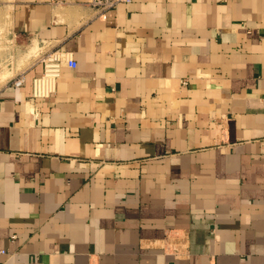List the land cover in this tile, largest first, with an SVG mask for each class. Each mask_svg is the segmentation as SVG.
<instances>
[{"label":"crops","instance_id":"0c3cea01","mask_svg":"<svg viewBox=\"0 0 264 264\" xmlns=\"http://www.w3.org/2000/svg\"><path fill=\"white\" fill-rule=\"evenodd\" d=\"M0 37V264H264V0H0ZM34 47L76 61L47 98Z\"/></svg>","mask_w":264,"mask_h":264},{"label":"built area","instance_id":"2783aa9c","mask_svg":"<svg viewBox=\"0 0 264 264\" xmlns=\"http://www.w3.org/2000/svg\"><path fill=\"white\" fill-rule=\"evenodd\" d=\"M130 1L131 0H90V4L100 12H103L113 7L117 2ZM40 52L42 51H39L38 54ZM38 61L42 65L41 72L31 79V97L35 99L47 98L55 92L56 82L63 66L72 68L76 66V61L72 56V52L60 48L45 50L38 58ZM6 82H9L10 86L20 87L25 82L24 74L20 72ZM0 252L3 253L4 250H0Z\"/></svg>","mask_w":264,"mask_h":264},{"label":"rangeland","instance_id":"374dc122","mask_svg":"<svg viewBox=\"0 0 264 264\" xmlns=\"http://www.w3.org/2000/svg\"><path fill=\"white\" fill-rule=\"evenodd\" d=\"M8 37H10V35L8 36ZM0 39H2L1 37H0ZM10 39H12L11 37H10ZM45 50H47V48L46 49H40V48H38L37 47V50H35V52L34 53H30L31 55V58H33L32 56L34 55V57H35V59L37 60L39 57H40V55L42 54V52H44ZM39 51H42V52H40L39 54H38V52ZM4 59V58H3ZM1 76V75H0ZM3 78L1 77L0 78V81L2 80ZM5 81V80H4ZM4 81H2L1 83H0V85L4 82ZM6 81H8V80H6Z\"/></svg>","mask_w":264,"mask_h":264},{"label":"bare ground","instance_id":"6f19581e","mask_svg":"<svg viewBox=\"0 0 264 264\" xmlns=\"http://www.w3.org/2000/svg\"><path fill=\"white\" fill-rule=\"evenodd\" d=\"M33 49H34V50H36V49H37V47H34Z\"/></svg>","mask_w":264,"mask_h":264}]
</instances>
